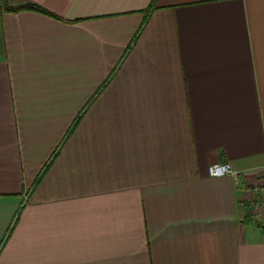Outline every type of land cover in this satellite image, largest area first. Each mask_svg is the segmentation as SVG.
Wrapping results in <instances>:
<instances>
[{"label":"crops","instance_id":"0c3cea01","mask_svg":"<svg viewBox=\"0 0 264 264\" xmlns=\"http://www.w3.org/2000/svg\"><path fill=\"white\" fill-rule=\"evenodd\" d=\"M251 186L264 0H0V264H264Z\"/></svg>","mask_w":264,"mask_h":264},{"label":"built area","instance_id":"2783aa9c","mask_svg":"<svg viewBox=\"0 0 264 264\" xmlns=\"http://www.w3.org/2000/svg\"><path fill=\"white\" fill-rule=\"evenodd\" d=\"M208 175L210 176H223L230 175L236 182L239 181L241 172L233 169V167L228 162H215L209 164L207 167ZM249 191L258 193L261 190H264L263 187L251 186L248 188ZM254 219L258 220L264 226V202L257 205L255 211L253 212Z\"/></svg>","mask_w":264,"mask_h":264},{"label":"trees","instance_id":"16d2710c","mask_svg":"<svg viewBox=\"0 0 264 264\" xmlns=\"http://www.w3.org/2000/svg\"><path fill=\"white\" fill-rule=\"evenodd\" d=\"M1 2L3 3V5L4 4L6 5V0H1ZM7 8H9L10 10L11 9L17 10V9L27 8V9H32V10H36V11H40V12H43V13L54 15L51 12H49L48 10H46L45 8L41 7L40 5H38L36 3H31V2L25 3V4L16 5V6H12V7L8 6Z\"/></svg>","mask_w":264,"mask_h":264},{"label":"rangeland","instance_id":"374dc122","mask_svg":"<svg viewBox=\"0 0 264 264\" xmlns=\"http://www.w3.org/2000/svg\"><path fill=\"white\" fill-rule=\"evenodd\" d=\"M252 217L254 218V215ZM256 223H258L261 227H263V225L258 220L256 221Z\"/></svg>","mask_w":264,"mask_h":264}]
</instances>
